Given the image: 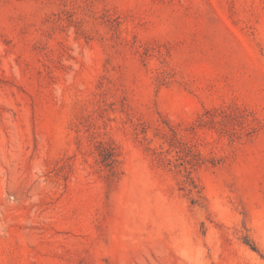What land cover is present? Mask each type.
Returning <instances> with one entry per match:
<instances>
[{"label":"rangeland","instance_id":"374dc122","mask_svg":"<svg viewBox=\"0 0 264 264\" xmlns=\"http://www.w3.org/2000/svg\"><path fill=\"white\" fill-rule=\"evenodd\" d=\"M0 264H264V0H0Z\"/></svg>","mask_w":264,"mask_h":264}]
</instances>
